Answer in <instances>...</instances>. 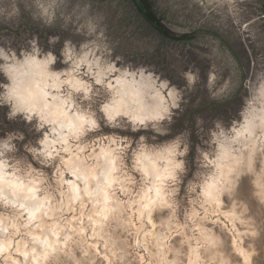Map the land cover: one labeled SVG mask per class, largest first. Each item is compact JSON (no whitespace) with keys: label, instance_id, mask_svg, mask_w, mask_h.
<instances>
[{"label":"rangeland","instance_id":"obj_1","mask_svg":"<svg viewBox=\"0 0 264 264\" xmlns=\"http://www.w3.org/2000/svg\"><path fill=\"white\" fill-rule=\"evenodd\" d=\"M263 2L152 0L162 23L176 37L196 33V37L174 41L152 28L130 0H0V46L15 49L19 55L21 49L31 51L29 42L37 37L39 57L49 51L56 54L55 68L70 72L77 62H83L80 72L73 75L92 83L96 95L90 94L91 99L84 102L80 93L63 83L60 94L63 98L72 95L76 101L72 109L85 114L95 111L94 118L102 120L99 104L110 103L113 96L108 85L125 78L133 90H139L140 116L152 115L165 105L171 113V122L160 125L167 130L165 135L153 132L151 121L140 133L122 132L133 125L129 117L120 115L113 122L115 131L102 128L79 140L69 136L72 154L60 152V156L66 154L70 162L96 170L92 175L100 177L107 165H103L102 156L96 157L102 149L111 153L107 159L118 157V171L113 173L117 183L104 189L107 201L105 196L101 201L104 192H94V180L91 191L94 196L101 195L95 204L85 193L84 197H74L73 182L77 180L76 187L83 190V181L70 172L60 156L51 167L35 165L42 175L33 173L24 183L38 181L37 193L52 213L30 220L27 210L0 199V264H188L189 245L197 249L198 264H264V18L259 17L264 15ZM98 17H103L107 47L88 43V22ZM206 30L219 32L236 56ZM50 36H58L59 41L49 44ZM65 41L71 43L65 47ZM62 50L64 64L59 59ZM87 62H97L100 70L114 62L115 70L105 73L103 86H96L93 77L86 74ZM141 68L147 71L141 74ZM97 70L94 65L93 76ZM126 71L134 75H125ZM185 73L196 76L194 85H189ZM10 78L0 73L3 84ZM174 92L181 97L178 108H171L170 93ZM7 111V107H0V136L9 131L25 134V141L16 142L19 151L9 153L13 160L21 161L17 175L24 178L31 160L24 144L40 151L60 150L64 145L46 148L37 143L38 139L56 138L51 124L45 123L41 136L20 117L7 120ZM120 134L144 135L145 154L153 159L157 153L172 159L165 149L178 138V151L185 146L188 149L185 157H177L185 162L183 183L157 182L162 191L156 197L152 178L132 170V153L140 141L124 149L127 141ZM109 135L117 139L116 144L106 138ZM225 149L230 152L227 156ZM156 162L162 171L165 159ZM219 169L223 175L218 178L217 200L211 203L206 200L208 181ZM128 175L136 183H129ZM174 187L179 188V196L169 194ZM89 215L96 222V236H103V240L93 239L88 231L92 227ZM81 228L86 231L81 233ZM44 241L51 247L46 248ZM24 251L29 253L27 260L18 255Z\"/></svg>","mask_w":264,"mask_h":264},{"label":"clouds","instance_id":"obj_2","mask_svg":"<svg viewBox=\"0 0 264 264\" xmlns=\"http://www.w3.org/2000/svg\"><path fill=\"white\" fill-rule=\"evenodd\" d=\"M88 23V36L90 38L88 43H95L97 47H107L105 42V29L102 27L103 17L91 19ZM58 41V36L49 37V44H55ZM29 43L32 45L31 51L21 49L19 55H17L15 49L6 50L3 46H0V73H3L6 77L9 75L11 77L8 84L0 82V86L3 87V91L0 92V107H7L8 111L5 113L7 120L14 121L20 117L26 124L31 125L35 132L42 133L41 136H43L45 123H56L54 120H46L45 118V112L53 108V105L49 103V92L46 89L53 88L58 90L59 84L57 82H61V75L67 74L72 76L73 72L79 73L83 62H77L70 72L63 67L57 69L54 67L58 62L56 54L49 51L44 53V56L40 58L39 53L37 52L38 38L33 37ZM70 43V41H65V47H67ZM108 54L109 56L112 55L111 50H109ZM59 59L61 64L65 63V60L63 59V50ZM119 59V57H116L117 61ZM94 65L98 70L93 76L92 69ZM114 70V62L108 63L103 70H100V66L97 62H87L86 74L93 77L94 85L103 86L105 73H111ZM138 71L143 74V72H146L147 69L141 68L138 69ZM125 75H134V73L126 71ZM184 75L189 85L195 84L196 76L194 74L185 73ZM72 79L75 80V84L72 83V80H64L62 83L70 84L76 93L81 94L80 98L82 101H89L91 99L90 94L93 96L96 95L93 91L92 83H88L84 80H77L75 76H73ZM50 80L52 83H49ZM119 82L120 81L118 80L117 83ZM108 87L110 88L111 85H108ZM170 94L173 96L171 108H178L181 97L175 92ZM52 99L58 101L55 108L60 111L61 115L67 118V124L60 123L59 127L61 129L67 128L68 133H70L71 137L75 140H79L81 137H86L89 133H98L102 128L115 131L116 129L113 128V122L116 121L117 117L120 115L129 117L133 125L130 129L125 128L122 132H130L132 134L140 133L142 129L147 130L149 128V124L147 122L151 121L153 122L151 123V130L155 133H159L160 135H165L167 130L160 125L166 120L169 123L171 122L170 108L167 105L161 107L152 115L130 116L129 112H121L112 104L100 103L98 111L103 114V119L98 121L94 118L97 114L95 111L85 115L80 114L78 108L73 112L72 117H69L68 112L64 111V109H72L73 104L76 103L71 94H69L66 99H61L58 96H53ZM34 120L36 123L33 125ZM105 121L107 123H105ZM120 135L127 141V143L124 144V149L132 148L137 139L140 141L138 149L132 153V156H134V162L132 163L133 171L143 172L144 177L147 178L151 173L149 172V168L144 166V162L149 161L153 173H155V181L159 184H163L165 180L171 181L173 185L183 183L181 175L185 171V162L183 159H177V157H185L188 149L185 146L183 150L178 151V149L181 148L178 138L177 141L173 142L170 149H165L167 156L172 157V159L161 157L159 153L156 154V159H153L145 154L146 137L144 135H139L138 137L136 135ZM106 138L111 139L113 144L117 143V139H112L111 135ZM17 141H25V134L22 131H9L3 136H0V199H4L5 201H7L8 194L15 197L17 195V190L25 188L26 185L24 180L31 177L33 173L42 175L35 165H43L46 168L51 167L53 166L55 158L60 156V152L67 153L71 147L69 145V134L61 135L58 141H49L46 138L43 141H40L39 139L37 140V143L42 142L47 145H54L56 143L68 145L66 147H62L60 150L53 149L51 151H40L36 147H28L24 144L23 147L31 156V160L28 162L25 177L21 178L17 175V173L21 170L19 167L21 161L19 159L13 160V158L9 156V153L19 151L16 143ZM77 147H79V145H77ZM124 149H118V151H123ZM79 150L84 151L83 148H80ZM105 155L111 156V153H105ZM117 159L118 157H112L107 161V165L102 171L100 177L95 174L90 177L92 180L97 181L94 192H104L105 201H107V192L104 191V189L111 188L114 183H117L116 179L113 177V173L118 171ZM157 159H165L162 171L157 167ZM121 165L123 166V161H121ZM57 171H59L58 168ZM76 174L77 173L74 171L73 175ZM101 177L102 183L100 182ZM77 178L84 179V192L86 195L92 196L94 192L89 191L88 189L89 177L78 175ZM126 179L131 184L136 183L135 179L131 175L126 176ZM37 182L38 181L36 180H29L32 187H29L27 190L32 193V195L30 197H26V199H31L33 201L37 199L35 196V192L37 191L35 185ZM156 191L157 195H159L162 188L157 187ZM169 194L179 196V188L174 187L172 192ZM113 195H115L114 192ZM21 206H23V204H21ZM169 207L172 206L169 205Z\"/></svg>","mask_w":264,"mask_h":264},{"label":"bare ground","instance_id":"obj_3","mask_svg":"<svg viewBox=\"0 0 264 264\" xmlns=\"http://www.w3.org/2000/svg\"><path fill=\"white\" fill-rule=\"evenodd\" d=\"M73 76H75V75H73V73H72V76H69V75H67L66 76V78L65 79H62L61 78V82H57L58 84H59V89L57 90V89H53V88H48V89H46L48 92H49V103L51 104V105H53V108H51L49 111H47V112H45V118H46V120H54V121H56V123H50L51 124V126H52V130L54 131V129H55V135H56V138H53V139H49L48 137H46V139L47 140H49V141H52V140H59V137L61 136V135H64V134H69V136H71L70 135V133H68V129L67 128H63V129H61L60 127H59V125H60V123H65V124H67V118L66 117H64L63 115H61V113H60V111L58 110V109H56L55 108V105L56 104H58V101H55V100H53L52 99V97L53 96H58V97H60L61 99H66V98H63L62 97V93L60 94V87L63 85V83H62V81H64V80H72V83L73 84H75V80H73L72 79V77ZM75 78L77 79V80H81L80 79V77H76L75 76ZM120 82L119 83H115L114 85H112L111 87H110V89H112L113 90V96H112V100H111V102L109 103V104H112L116 109H119L121 112H124V111H127V112H129V115L130 116H132V115H139V113H140V109H138V101H140L139 100V95H138V93H137V91H139V90H133L132 89V84L130 85V83L124 78V79H121V78H119L118 79ZM118 80H116V81H118ZM49 83H52V81L50 80L49 81ZM109 84V83H108ZM110 85V84H109ZM67 86L68 87H70V88H72V89H74L70 84H67ZM135 88V87H134ZM55 90V93H53V91ZM61 90H62V87H61ZM141 95V94H140ZM143 97V96H142ZM142 102V101H141ZM156 104H157V101H156ZM141 105V104H140ZM157 106H159V105H157ZM73 107V106H72ZM159 108V107H158ZM146 109H149V108H145V109H143V110H146ZM152 109H154V108H152ZM151 109V110H152ZM77 109H68V108H65L64 109V111H67L68 112V116L69 117H72V114H73V112L74 111H76ZM154 111V110H153ZM152 111V114H154L155 112H156V110L153 112ZM146 112V111H145ZM148 112V111H147ZM79 113L80 114H85L84 112H81V111H79ZM149 114V113H148ZM86 115V114H85ZM146 115V114H145ZM248 119V118H247ZM251 119V118H250ZM250 122V121H249ZM252 123V122H251ZM252 125V124H251ZM253 126V125H252ZM248 128H249V126H248ZM251 128H253V127H251ZM251 128H249V129H251ZM61 146H62V144H60ZM51 145H47V144H45V147L46 148H49ZM55 147L56 145L54 144V145H52L51 147ZM66 146H68V145H64V147H66ZM50 147V148H51ZM77 148H81V145L79 146V147H77ZM56 150H59V149H56ZM51 151V150H50ZM72 149H71V147H70V150H69V152H67V155H71L72 154ZM232 152V151H231ZM105 153H108V150H105V149H102L101 150V152L96 156V157H99V156H102V160L104 161V164L103 165H106L107 164V161L109 160V159H111V157H108V159H107V155H105ZM230 152H229V150H224V156H227L228 154H229ZM64 154V153H63ZM66 155V154H65ZM65 155H61L60 156V159L62 158V161L64 162V164L69 168V170H70V172H76L77 174L76 175H74L75 177H77L78 175L79 176H87V177H89V179H88V189H89V191H91V183H93V181L91 182V175H92V173H95V171H94V169H92V170H90V169H86L83 165H81L80 163H78V162H70V160H71V158H65ZM222 155H223V153H222ZM223 156V157H224ZM250 156V155H249ZM251 156H252V154H251ZM249 158V157H248ZM234 159V158H233ZM237 159V158H236ZM249 160H250V158H249ZM235 162H237V161H235ZM103 163V162H102ZM101 163V164H102ZM100 164V163H99ZM65 166V167H66ZM144 166H146V167H148L149 168V172L151 173L148 177H151L152 178V180H153V182H152V189H153V193H154V195L156 196V197H158L159 195H157V191H156V189H157V187H159L158 186V184H157V182L155 181V173H153V170H152V168H151V164H150V162L149 161H145L144 162ZM218 166L221 168V165H220V163L218 164ZM98 167H99V165H98ZM67 168V169H68ZM101 168V167H100ZM97 169V168H96ZM158 169L160 170V168L158 167ZM104 170V169H103ZM102 172V171H101ZM225 173V172H224ZM228 173V172H227ZM226 173V174H227ZM223 175V171L222 170H220L219 169V171L217 170V172H215L214 173V175L213 176H211V178H210V180L208 181V191H209V195H207V197H206V200L207 201H209V202H211V203H213V201L216 199L217 200V192H216V190H217V187H218V178H219V176H222ZM226 176V175H225ZM76 179V178H75ZM75 181H77V180H75ZM73 182V184H72V186H71V188L72 189H74V188H77L76 186H77V183L76 182ZM82 181H83V183L82 184H84V186H83V190L81 189V188H79V192H78V194H77V192L74 190V194L73 195H75L74 197H82L83 196V194L85 193L84 192V187H85V182H84V179H82ZM96 184V183H95ZM30 184H28V185H26V187L25 188H23V189H19V190H17V195L15 196V197H13L11 194H8L7 195V201L8 202H12L13 204H17L18 206H20L21 204H23L24 205V209H25V211L27 210L28 211V214H29V212L31 211V210H33V208L36 206V205H42V207H40V210L38 211V212H36V214H35V217L34 218H44L43 216L44 215H49V214H51L52 213V208H51V206L50 205H46L45 203H46V201H45V199L44 198H42V196L40 197L39 196V194L37 193V191L35 192V196L37 197V199L35 200V201H33V200H31V199H26V197H30L31 195H32V193H30V192H28V188L30 187L29 186ZM68 187V186H67ZM80 187V186H79ZM150 188V189H151ZM81 189V190H80ZM93 191V190H92ZM150 191V190H149ZM149 191L147 192V194L149 193ZM70 194V193H69ZM68 194V195H69ZM77 194V195H76ZM98 194V193H97ZM96 194V196H94V195H92V196H88L91 200H92V202H94V204L97 202V199H99L100 197H101V195L99 194V195H97ZM84 196H86V195H84ZM83 196V197H84ZM103 196L104 195H102V197H101V199L103 198ZM151 196V195H150ZM68 197H70V196H68ZM85 199V198H84ZM70 200V199H69ZM82 200V199H81ZM6 201V202H7ZM78 201V200H77ZM101 201H103V199L101 200ZM11 203V204H12ZM49 203V202H48ZM99 203V202H98ZM92 204V203H91ZM101 205V204H100ZM99 205V206H100ZM97 206V205H96ZM96 210H97V208H96ZM41 221V220H40ZM190 239H189V241H188V243L190 244ZM188 244V245H189ZM189 256H190V259H189V261H188V264H198L197 263V257H198V253H197V249H196V247L195 246H190L189 245Z\"/></svg>","mask_w":264,"mask_h":264},{"label":"snow or ice","instance_id":"obj_4","mask_svg":"<svg viewBox=\"0 0 264 264\" xmlns=\"http://www.w3.org/2000/svg\"><path fill=\"white\" fill-rule=\"evenodd\" d=\"M241 186H243V180L241 181ZM74 190H75L76 192L79 191L78 188H74ZM20 207H21V208H24V205H23V206L20 205ZM40 207H42V205H36V206L33 208V210H31V211L29 212V219H30V220H31V219H34L35 214H36V212H38V211L40 210ZM96 215H101V213H97ZM103 219L106 221V220L108 219V217H107L106 215H104V216H103ZM88 220H89L90 222H92V227H91L90 229H88V231H91V232L93 233V239L99 238L100 240H103V239H104L103 236H99V237L96 236V222L93 221V217H92L91 215L88 216ZM149 223H151V220H149ZM81 224H83V221H82V220H81ZM25 227H27V225H26ZM80 231H81V233H84L86 230H85L84 228H81ZM52 234H53V235H56L57 233H56L55 231H53ZM33 239H34V240H38L39 238H38V237H34ZM68 239L70 240L71 237H68ZM44 243H45L46 248H47V247H51V245H49L47 241H44ZM105 247H107V245H105ZM25 248L27 249V245H25ZM2 250H3V245H0V251H2ZM32 251H33V254H34V253H35V249H33ZM96 251H97V253L100 252V247H99V245L96 246ZM242 254H243V253H242ZM18 255L23 256V257L25 258V260H27L29 253H28L27 251H24V252H18ZM45 255H47V252H45ZM105 259H107V257H105Z\"/></svg>","mask_w":264,"mask_h":264},{"label":"water","instance_id":"obj_5","mask_svg":"<svg viewBox=\"0 0 264 264\" xmlns=\"http://www.w3.org/2000/svg\"><path fill=\"white\" fill-rule=\"evenodd\" d=\"M134 2V5L137 7V9L140 11V14L145 18L147 19L149 22H151V24L157 28L159 30L160 33H162L163 35H165L166 37H168V39L170 40H174V41H180V40H183V39H188V38H193V37H196V33L194 34H191V35H188V36H181V37H176V33L173 32V31H169V33L173 36H168L167 33H165V29L163 28V26L158 23L157 21L151 19V17L149 16V12H148V9L144 3L143 0H133ZM260 18H264V15H260L259 16ZM160 20L162 21V19L160 18ZM212 33H214L213 31H210ZM219 38L222 40L221 36L218 35ZM223 41V40H222Z\"/></svg>","mask_w":264,"mask_h":264},{"label":"trees","instance_id":"obj_6","mask_svg":"<svg viewBox=\"0 0 264 264\" xmlns=\"http://www.w3.org/2000/svg\"><path fill=\"white\" fill-rule=\"evenodd\" d=\"M130 1H131V2L133 3V5H134L133 0H130ZM143 1H144L145 5H146V7H147V9H148L149 16L151 17V19H153V20L157 21L158 23H160V24L163 26V28L165 29V33H167L168 36H172V35L169 33L168 28L162 23V21L160 20L159 16H158L157 13H156V11L154 10L152 0H143ZM134 7H135L137 13H138L143 19H145V18L140 14V11L137 9V7H136L135 5H134ZM263 7H264V2H263ZM145 20L147 21L148 24L151 25L152 28H154L155 30L159 31L157 28H155V27L151 24V22H149L147 19H145ZM161 35H162L163 37H165V38H168V37H166L165 35H163L162 33H161ZM169 40H170V39H169Z\"/></svg>","mask_w":264,"mask_h":264},{"label":"flooded vegetation","instance_id":"obj_7","mask_svg":"<svg viewBox=\"0 0 264 264\" xmlns=\"http://www.w3.org/2000/svg\"><path fill=\"white\" fill-rule=\"evenodd\" d=\"M210 31H212V30H206V32H208L209 34H212L213 36H215L220 42H222V44H224L227 48H229V50H231V53H233L234 56H236L233 47L228 43V41H226V40L221 36V34H219V32L213 30V31L216 32V33H212V32H210ZM218 35L221 36V38H222L223 41L219 38ZM172 37H173V36H172ZM168 40H169V39H168Z\"/></svg>","mask_w":264,"mask_h":264}]
</instances>
